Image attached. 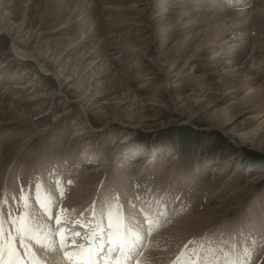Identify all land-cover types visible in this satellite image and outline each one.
<instances>
[{
	"label": "rangeland",
	"instance_id": "1",
	"mask_svg": "<svg viewBox=\"0 0 264 264\" xmlns=\"http://www.w3.org/2000/svg\"><path fill=\"white\" fill-rule=\"evenodd\" d=\"M8 19L0 206L79 229L95 202L101 227L123 215L137 245L144 227L140 264H264V0H0ZM27 38L48 72L12 50ZM187 126L228 143L206 155Z\"/></svg>",
	"mask_w": 264,
	"mask_h": 264
},
{
	"label": "snow or ice",
	"instance_id": "2",
	"mask_svg": "<svg viewBox=\"0 0 264 264\" xmlns=\"http://www.w3.org/2000/svg\"><path fill=\"white\" fill-rule=\"evenodd\" d=\"M12 201L11 206H0V264H45L34 248L45 256L58 251L66 264H140L136 257L142 254L143 237L136 235L139 245L129 239L123 215L105 217L101 227L95 223L94 202L86 210L87 222L79 223V229L75 224L68 228L66 216L62 219L61 213L67 214L69 210L56 208L53 212L44 203L41 206L50 222V227L45 229L37 227L31 213L21 206L19 197ZM80 218L85 219L84 213ZM117 252L119 255L113 261Z\"/></svg>",
	"mask_w": 264,
	"mask_h": 264
},
{
	"label": "bare ground",
	"instance_id": "3",
	"mask_svg": "<svg viewBox=\"0 0 264 264\" xmlns=\"http://www.w3.org/2000/svg\"><path fill=\"white\" fill-rule=\"evenodd\" d=\"M231 1V0H230ZM256 1V0H255ZM251 2V1H250ZM231 5V4H230ZM257 12V11H256ZM9 15V14H8ZM261 15V14H260ZM11 16V14L9 15ZM260 18V17H259ZM6 19V18H5ZM11 20V19H10ZM10 20L8 19L7 21L6 20H3L0 21V33H3V31H8L9 33H11L12 35L15 36V38H18L19 35L25 30V19L22 21V23L19 25V28H17V31L16 33L14 32L13 33V29L12 27H10L9 23H10ZM243 20V19H242ZM12 23L16 24V21L12 20ZM65 24V23H64ZM240 25V24H239ZM64 26V25H62ZM227 28V26H225L224 28H222L221 32ZM229 28V27H228ZM232 32V31H231ZM245 38V37H244ZM19 39V42L22 41V38H18ZM226 40V39H225ZM230 40V39H229ZM14 42L12 43L11 47H12V50L17 54V56H19L21 59H27V58H33V60H36V62H38L41 66V69L43 72H48V69H50V67L47 65V63L45 62L47 59H49L54 53L49 49L47 50L45 53L42 52L41 50L37 52V47L35 46H30L32 40L30 38H27V40L24 42V45H20L16 39L13 40ZM241 41H243V39H241ZM245 44V43H244ZM25 46V47H24ZM230 48V47H229ZM31 50H36L37 54L33 53ZM39 50V49H38ZM55 57V56H54ZM231 57V56H230ZM41 58H43L45 61H43ZM62 71L63 70H60V71H55V74L58 75V77H61L63 74H62ZM53 72V73H54ZM70 81V80H68ZM67 81V82H68ZM32 83V82H31ZM76 83H69V85L73 86L75 85ZM76 89L79 88L78 85L75 86ZM42 96V95H41ZM82 100V99H81ZM82 103V102H81ZM83 105V104H82ZM81 113H84L85 115H87V118L88 120L90 121V124L93 125L92 121L90 120L89 116H88V111L86 109V107L83 105V109H81L80 111ZM130 224V223H129ZM131 225V224H130ZM143 226L137 228V234L140 235V236H144V233H142L141 231V228ZM144 228V227H143ZM150 229V228H149ZM148 231V229H146V232ZM154 232V231H153ZM137 242V241H136ZM40 253V252H39ZM40 255L42 256L43 254L40 253ZM61 258V255L60 253L57 251V252H49L46 256H45V260H46V263L48 262V264H59V260ZM213 259V258H212ZM211 259V263L210 264H215V261L214 259L212 260ZM63 260V258H62ZM62 260H60L62 262ZM147 260V259H145ZM163 262V261H162ZM145 263H147V261H145ZM240 263V262H239ZM180 264H185L184 260L181 259L180 261Z\"/></svg>",
	"mask_w": 264,
	"mask_h": 264
},
{
	"label": "trees",
	"instance_id": "4",
	"mask_svg": "<svg viewBox=\"0 0 264 264\" xmlns=\"http://www.w3.org/2000/svg\"><path fill=\"white\" fill-rule=\"evenodd\" d=\"M182 132H185V135L190 137L191 135L194 136L198 135L199 138H201V142L198 143V146H206L205 147V154L206 155H213L215 156V154L219 153V151H221L222 149H224L223 147L228 143L225 137L222 136H217V134L214 132H208V131H197L194 128L187 126L186 128ZM205 139V141H204ZM204 141V142H203ZM229 145V149L230 151H233L234 153H239V151H237V148H235L233 145H231L230 143ZM243 155H246L247 157H251V158H256L255 155H253L251 152L248 151H240ZM257 159V158H256ZM254 160V159H253Z\"/></svg>",
	"mask_w": 264,
	"mask_h": 264
},
{
	"label": "water",
	"instance_id": "5",
	"mask_svg": "<svg viewBox=\"0 0 264 264\" xmlns=\"http://www.w3.org/2000/svg\"><path fill=\"white\" fill-rule=\"evenodd\" d=\"M40 65V64H39Z\"/></svg>",
	"mask_w": 264,
	"mask_h": 264
}]
</instances>
